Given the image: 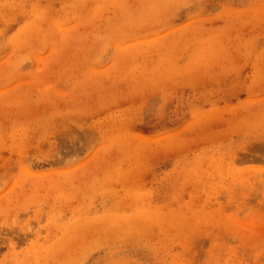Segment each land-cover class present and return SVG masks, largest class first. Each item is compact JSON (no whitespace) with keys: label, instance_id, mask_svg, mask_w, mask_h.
<instances>
[{"label":"rangeland","instance_id":"374dc122","mask_svg":"<svg viewBox=\"0 0 264 264\" xmlns=\"http://www.w3.org/2000/svg\"><path fill=\"white\" fill-rule=\"evenodd\" d=\"M0 264H264V0H0Z\"/></svg>","mask_w":264,"mask_h":264}]
</instances>
